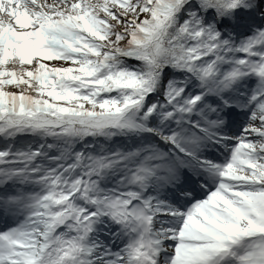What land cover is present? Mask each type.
<instances>
[{"label":"snow or ice","instance_id":"snow-or-ice-1","mask_svg":"<svg viewBox=\"0 0 264 264\" xmlns=\"http://www.w3.org/2000/svg\"><path fill=\"white\" fill-rule=\"evenodd\" d=\"M0 264H264V0H0Z\"/></svg>","mask_w":264,"mask_h":264}]
</instances>
